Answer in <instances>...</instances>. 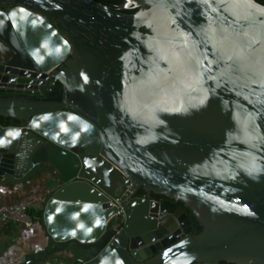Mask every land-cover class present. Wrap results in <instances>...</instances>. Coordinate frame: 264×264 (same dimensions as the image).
<instances>
[{
  "label": "water",
  "instance_id": "95a60500",
  "mask_svg": "<svg viewBox=\"0 0 264 264\" xmlns=\"http://www.w3.org/2000/svg\"><path fill=\"white\" fill-rule=\"evenodd\" d=\"M123 1L0 0V182L56 171L44 261L264 264V6Z\"/></svg>",
  "mask_w": 264,
  "mask_h": 264
},
{
  "label": "crops",
  "instance_id": "0c3cea01",
  "mask_svg": "<svg viewBox=\"0 0 264 264\" xmlns=\"http://www.w3.org/2000/svg\"><path fill=\"white\" fill-rule=\"evenodd\" d=\"M56 171L48 166L35 167L26 177L7 178L0 182V264H82L80 256L88 254L75 245L44 261L55 243L48 236L43 212L48 200L59 188ZM21 207L30 209L34 226L6 221V212Z\"/></svg>",
  "mask_w": 264,
  "mask_h": 264
},
{
  "label": "trees",
  "instance_id": "16d2710c",
  "mask_svg": "<svg viewBox=\"0 0 264 264\" xmlns=\"http://www.w3.org/2000/svg\"><path fill=\"white\" fill-rule=\"evenodd\" d=\"M96 2L106 5V6H111L112 8H116L117 6L121 5L124 1L123 0H95ZM255 2H257L258 4L264 6V0H254ZM136 10H131V11H126L124 13L126 14H133L135 13ZM51 100L53 101H60L61 100V88L59 85L56 86L54 93L51 95ZM18 122H15L13 120H5L0 118V125L4 126V127H10V126H17ZM142 192L139 193V195H141ZM153 198L156 200H166V198L162 197V196H157V195H153ZM178 205L181 206L185 213L189 216L193 226H194V230L197 233H200L202 231V228L199 226V224L197 223V221L195 220L194 216L192 215V213L184 207V205L181 202H178ZM221 264H228V263H221Z\"/></svg>",
  "mask_w": 264,
  "mask_h": 264
},
{
  "label": "built area",
  "instance_id": "2783aa9c",
  "mask_svg": "<svg viewBox=\"0 0 264 264\" xmlns=\"http://www.w3.org/2000/svg\"><path fill=\"white\" fill-rule=\"evenodd\" d=\"M6 221L17 223L26 229H31L34 226V217L32 216L30 209L27 207H21L18 209L10 210L4 215ZM120 220L109 222V227L117 229L120 227Z\"/></svg>",
  "mask_w": 264,
  "mask_h": 264
},
{
  "label": "flooded vegetation",
  "instance_id": "af4514ba",
  "mask_svg": "<svg viewBox=\"0 0 264 264\" xmlns=\"http://www.w3.org/2000/svg\"><path fill=\"white\" fill-rule=\"evenodd\" d=\"M111 7V6H110ZM118 8V6L116 7V8H113V9H117Z\"/></svg>",
  "mask_w": 264,
  "mask_h": 264
}]
</instances>
